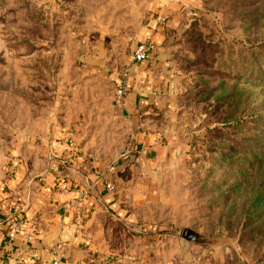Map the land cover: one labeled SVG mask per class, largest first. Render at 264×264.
Listing matches in <instances>:
<instances>
[{"label": "rangeland", "instance_id": "374dc122", "mask_svg": "<svg viewBox=\"0 0 264 264\" xmlns=\"http://www.w3.org/2000/svg\"><path fill=\"white\" fill-rule=\"evenodd\" d=\"M97 1L0 0V188L22 151L43 160L61 132L72 152L62 169L77 154L116 170L115 207L89 217L95 260L264 264V0L182 5L170 106L147 115L163 147L151 162L131 114L113 107L109 74L82 58L131 60L144 20L102 35ZM188 228L215 243L188 244Z\"/></svg>", "mask_w": 264, "mask_h": 264}, {"label": "crops", "instance_id": "0c3cea01", "mask_svg": "<svg viewBox=\"0 0 264 264\" xmlns=\"http://www.w3.org/2000/svg\"><path fill=\"white\" fill-rule=\"evenodd\" d=\"M185 1L98 0V12L104 19L105 32L99 29L102 35L129 33L136 20H144L132 50L151 37V60L139 65L127 58L118 65L107 60V55L106 59L82 57L87 68L109 74L115 87L125 85L126 100L122 109L131 114L139 155L147 162L153 161L163 150L161 135L145 132L151 124L147 115L155 111L153 106L158 107L164 101L170 106L171 87L176 84V70L172 68L173 42ZM160 14L166 15L168 20L165 26L155 29V17ZM113 107L116 112L121 109ZM54 132L48 142V157L27 160L22 151V160L12 162L16 170L6 176L0 188V264L103 263L95 260L92 253L89 217L101 206L115 207L106 184L116 170H106L103 164L92 166L77 154L69 160L68 169H62L72 152L61 132ZM37 164L47 166L42 172L33 171ZM88 184L92 185L91 191L79 203V192ZM12 224L18 226L14 237L9 238Z\"/></svg>", "mask_w": 264, "mask_h": 264}, {"label": "built area", "instance_id": "2783aa9c", "mask_svg": "<svg viewBox=\"0 0 264 264\" xmlns=\"http://www.w3.org/2000/svg\"><path fill=\"white\" fill-rule=\"evenodd\" d=\"M167 20L164 14L157 15L155 17V29L161 28L165 26ZM153 49V41L151 37L146 38L144 41L139 42L136 46L135 49L132 52L131 55V61L134 64H147L151 60L150 56V51ZM126 100V88L125 85H119L116 87L114 91V96H113V103L116 107L118 108H123ZM91 184H88L86 187H84L80 192H79V200L78 202L81 203V201L86 198L90 191H91ZM114 187L112 184H106V190L108 192L113 191ZM18 224H12L11 230L9 232L8 237L13 238L16 228ZM57 264V261L54 263Z\"/></svg>", "mask_w": 264, "mask_h": 264}, {"label": "water", "instance_id": "95a60500", "mask_svg": "<svg viewBox=\"0 0 264 264\" xmlns=\"http://www.w3.org/2000/svg\"><path fill=\"white\" fill-rule=\"evenodd\" d=\"M181 238H182V240L186 241L188 244L193 242L196 244L209 246V245H213L215 243V241L213 239H210V238L205 237L199 233H196L189 228L183 230V232L181 234Z\"/></svg>", "mask_w": 264, "mask_h": 264}]
</instances>
